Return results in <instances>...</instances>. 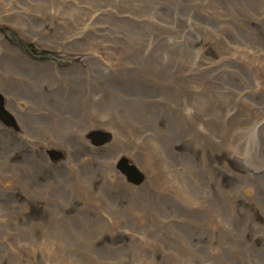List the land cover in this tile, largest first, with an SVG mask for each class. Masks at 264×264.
<instances>
[{"label": "rangeland", "instance_id": "rangeland-1", "mask_svg": "<svg viewBox=\"0 0 264 264\" xmlns=\"http://www.w3.org/2000/svg\"><path fill=\"white\" fill-rule=\"evenodd\" d=\"M0 30V264H264V0H0Z\"/></svg>", "mask_w": 264, "mask_h": 264}, {"label": "bare ground", "instance_id": "bare-ground-1", "mask_svg": "<svg viewBox=\"0 0 264 264\" xmlns=\"http://www.w3.org/2000/svg\"><path fill=\"white\" fill-rule=\"evenodd\" d=\"M253 3H248L247 4V6H246V8L247 9H251L252 7H253ZM245 12L248 14V15H251L257 22L259 21V17L261 16V14L258 12V11H252V10H245ZM1 37H3L4 38V36H3V34H2V32H1V30H0V38ZM9 46H14L15 47V49L14 50H10L9 49ZM2 49H4V50H8V51H11L12 53H14V54H16L18 57H20V58H22L23 60H25L26 62H28V63H30V64H35L34 62H37V61H35V60H33L24 50H22L20 47H18V46H15V45H13L12 43H10V42H7L6 43V46L5 47H3ZM33 53H35L34 51H33ZM48 63H55V61H45V64H48ZM168 70H169V68L167 69V72H168ZM248 91H249V86L248 87H240V88H238V89H235V90H233V91H231L230 92V94H229V99H230V101L232 100L233 101V103L235 104V106H234V108L236 109V114L234 115V120H235V118H238L240 115H242L243 113H245L247 116H249L246 112H248V109H249V107H250V103H249V101L250 100H252V98H253V96L254 95H256L257 93H251V94H249L250 96H247V97H245V96H242V94H247L248 93ZM251 92H252V90H251ZM252 95V96H251ZM0 98H2L1 96H0ZM233 99H236V100H233ZM3 100H4V108H5V113H6V117H7V119H8V121L9 122H13L14 121V119H13V117H12V115H11V113L9 112V104L7 103V101L3 98ZM247 106H249V107H247ZM247 120H249L250 121V118H247ZM77 126V125H76ZM69 129L71 130V132H75V129H76V127L75 126H71V127H69ZM83 137H85L84 135H83ZM82 137V138H83ZM20 139L22 140V141H24L25 143H31V141L29 140V139H27V138H23L22 136H20ZM84 140H86L87 141V138H85ZM93 140H95V141H100V145H98V146H102V145H104V143H103V141H102V136H101V134L100 133H95L94 134V137H93ZM38 144V143H37ZM50 147L52 148V149H50V151H48V155H49V157L50 158H52V159H56L57 158V149H58V146H57V144H51L50 145ZM50 147H48V149L50 148ZM149 151V150H148ZM47 152V151H46ZM149 158V160L151 161V163H153V164H156V161L154 160V159H152V158H150V157H148ZM3 163H7V161H3ZM127 162L126 161H121V162H119V169L121 168V171L125 174H122L121 172H119L120 173V175L121 176H123V178L127 181V179L131 182V183H134V184H139L141 181H143V175L138 171V170H134V169H132V168H129V167H127ZM43 167L44 168H46L47 170H49V171H51V172H53V167H51L49 164H48V162H47V160L44 162V164H43ZM33 168V169H32ZM37 168H38V166H33V167H28L27 168V172H28V176L32 179L33 178V176L35 175V173H34V171L33 170H37ZM153 169H155L154 171H155V173H157V174H162V171H161V169H162V166L161 167H159L158 165H153ZM163 170V169H162ZM16 172H18V173H20V174H22L23 176H24V174H25V168H22V169H16L15 170ZM140 171H142V173L144 174L145 173V170L144 169H140ZM145 175V174H144ZM116 177L117 178H120L119 177V175L116 173ZM127 177V178H126ZM145 179V178H144ZM24 184H25V181L23 182ZM18 184H20V181H19V177H17L13 172H6V173H4V175H2L1 176V181H0V186H2V187H4V188H6V189H8V190H10V189H13L16 185H18ZM54 186H52L51 187V190H52V188H53ZM47 194H50V192H48ZM51 200H52V202L55 204V205H60V203L59 202H57V201H55L53 198H51ZM144 218L145 217H143V218H140V217H138V220H139V222H141V223H144ZM54 219V224L55 225H57V226H59L60 224H59V220L57 219V218H53ZM51 221L49 220L48 221V223H47V226L44 228V230L46 229V228H50L51 227ZM204 227V226H203ZM203 227H202V229H203ZM207 227H209V229L208 230H206V228ZM213 227H216L215 228V230L213 229ZM203 231H204V229H203ZM209 231H219V229H218V227L217 226H215V225H213V226H210V224H206L205 225V232H209ZM62 234H63V237L65 236V235H67V238H71L72 237V235H73V237H74V240H76V241H80V240H83V243H81L79 246H78V248H79V253H81V254H83L84 255V242H92V238H93V235H89L88 237H87V239L85 240L84 239V235H81L80 233H76V234H67V233H63L62 232ZM145 247H146V245H145ZM87 250H88V253H93V249H92V244H88V247H87ZM56 251V250H55ZM245 251H247L248 253H247V256H250L251 254H252V251L251 250H249V249H245ZM36 252H37V249H35V253H34V255H36ZM41 252H42V255H43V259H44V262H45V264H49L50 263V261L48 260V258H47V252L45 251V250H41ZM187 255H191V253H190V251L189 250H187V251H185V252H181V253H179L178 254V256H177V258H176V260L175 261H177L178 259H180V258H184L185 256H187ZM56 257H57V259L58 258H60L61 257V255L60 254H56ZM251 260V259H250ZM72 261H74L75 263H72V264H82V262H80V261H78L77 259H75L74 258V260H73V258H69V262L71 263ZM256 262L257 263H261V262H263V260H261V259H257L256 260Z\"/></svg>", "mask_w": 264, "mask_h": 264}, {"label": "water", "instance_id": "water-1", "mask_svg": "<svg viewBox=\"0 0 264 264\" xmlns=\"http://www.w3.org/2000/svg\"><path fill=\"white\" fill-rule=\"evenodd\" d=\"M0 114H1V117L0 118L4 119V117H6L5 108H4V105H3V97L0 98ZM5 120H8V119H5Z\"/></svg>", "mask_w": 264, "mask_h": 264}]
</instances>
